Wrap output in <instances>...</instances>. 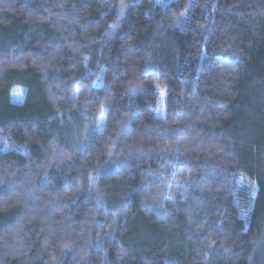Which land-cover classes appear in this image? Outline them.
I'll list each match as a JSON object with an SVG mask.
<instances>
[{
  "label": "trees",
  "instance_id": "trees-1",
  "mask_svg": "<svg viewBox=\"0 0 264 264\" xmlns=\"http://www.w3.org/2000/svg\"><path fill=\"white\" fill-rule=\"evenodd\" d=\"M0 264H264V0H0Z\"/></svg>",
  "mask_w": 264,
  "mask_h": 264
},
{
  "label": "rangeland",
  "instance_id": "rangeland-1",
  "mask_svg": "<svg viewBox=\"0 0 264 264\" xmlns=\"http://www.w3.org/2000/svg\"><path fill=\"white\" fill-rule=\"evenodd\" d=\"M168 1L170 0H157V3L161 5V4H166ZM24 97H25L24 89L18 87L14 90L12 98L15 102H22Z\"/></svg>",
  "mask_w": 264,
  "mask_h": 264
}]
</instances>
